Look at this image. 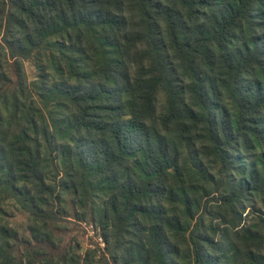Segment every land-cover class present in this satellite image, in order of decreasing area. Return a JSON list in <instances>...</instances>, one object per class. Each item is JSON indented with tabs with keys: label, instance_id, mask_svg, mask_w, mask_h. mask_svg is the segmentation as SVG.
<instances>
[{
	"label": "trees",
	"instance_id": "1",
	"mask_svg": "<svg viewBox=\"0 0 264 264\" xmlns=\"http://www.w3.org/2000/svg\"><path fill=\"white\" fill-rule=\"evenodd\" d=\"M0 264H264V0H0Z\"/></svg>",
	"mask_w": 264,
	"mask_h": 264
},
{
	"label": "rangeland",
	"instance_id": "2",
	"mask_svg": "<svg viewBox=\"0 0 264 264\" xmlns=\"http://www.w3.org/2000/svg\"><path fill=\"white\" fill-rule=\"evenodd\" d=\"M25 69L28 80L29 81L33 80L36 76V72L31 61H25ZM3 208L7 210L5 217L7 221H10L11 225L13 224L16 225V223L25 222L24 215L16 208L12 200L9 199L4 200ZM88 223L89 222L85 220V221H80L78 224L80 227L76 232V238L80 241L81 250H84L85 247L89 245L90 241L93 243L97 242L99 243V247H102L100 244V240L96 238V236L93 234L95 231L94 226ZM82 229L84 230L85 234L82 232ZM96 230L97 232L99 231L98 229Z\"/></svg>",
	"mask_w": 264,
	"mask_h": 264
},
{
	"label": "built area",
	"instance_id": "3",
	"mask_svg": "<svg viewBox=\"0 0 264 264\" xmlns=\"http://www.w3.org/2000/svg\"><path fill=\"white\" fill-rule=\"evenodd\" d=\"M99 240H100V238H99Z\"/></svg>",
	"mask_w": 264,
	"mask_h": 264
}]
</instances>
